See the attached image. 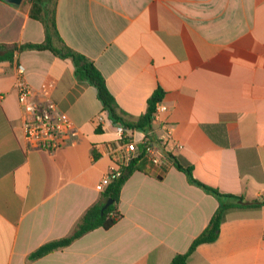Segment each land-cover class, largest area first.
Here are the masks:
<instances>
[{
    "label": "crops",
    "instance_id": "obj_1",
    "mask_svg": "<svg viewBox=\"0 0 264 264\" xmlns=\"http://www.w3.org/2000/svg\"><path fill=\"white\" fill-rule=\"evenodd\" d=\"M28 11L26 0H0V44L43 41ZM55 22L63 42L100 72L124 120L142 115L157 88L164 92L166 110L150 128L129 130L139 150L144 136L158 142L162 125L170 141L160 147L159 165L138 161L119 192L113 226L29 261L42 245L70 235L99 199L95 187L114 168L117 125L69 60L44 50L0 62V264H168L218 206L171 158L222 194L264 196V0H57ZM19 76L38 103L47 88L71 125L55 152L23 138ZM186 264H264V206L229 212L217 239L198 245Z\"/></svg>",
    "mask_w": 264,
    "mask_h": 264
},
{
    "label": "trees",
    "instance_id": "obj_2",
    "mask_svg": "<svg viewBox=\"0 0 264 264\" xmlns=\"http://www.w3.org/2000/svg\"><path fill=\"white\" fill-rule=\"evenodd\" d=\"M26 2L29 4L28 15L31 19L36 20L41 24L44 39L39 44H22L18 46H6L0 44V62L12 61L15 54L22 51L44 50L49 51L57 58L69 60L73 65L75 78L80 81H85L87 84L95 88L97 98L102 104L103 109L107 111L113 124L120 125L132 131L146 132L151 126L156 105L162 101L164 92L160 88H157L147 99L145 111L142 115L132 122L124 120L117 114L114 98L108 91L102 75L96 69L92 61L68 47L61 39L55 22L57 0H26ZM140 150L138 157L133 159L127 166L121 168L119 176L105 188L96 203L85 211L70 235L42 245L30 253L28 260H35L48 253L62 249L75 239L93 229L102 228L107 230L113 226L120 217L117 205L119 202V192L121 187L132 172L138 169V161L144 158L143 148L141 147ZM92 157L93 159H96L97 155L93 153ZM171 160L174 168L182 172L190 184L199 187L205 193L213 196L218 203L217 209L209 219L207 226L192 241L188 250L183 254H176L168 263L186 264L187 258L198 245L212 243L217 239L219 227L229 212L236 210L259 209L264 206V196L253 200H245L242 196L222 194L194 179L191 165L175 158H171ZM107 200H110L111 204L101 212V209Z\"/></svg>",
    "mask_w": 264,
    "mask_h": 264
},
{
    "label": "built area",
    "instance_id": "obj_3",
    "mask_svg": "<svg viewBox=\"0 0 264 264\" xmlns=\"http://www.w3.org/2000/svg\"><path fill=\"white\" fill-rule=\"evenodd\" d=\"M18 72L19 75L22 74L21 68H18ZM14 89L21 109L23 138L27 145L48 153L58 150L61 147L59 137L69 131L71 125L66 118L59 116L56 105L48 99V89L42 88L41 94L44 98L41 103L35 101L31 88L21 76L16 79ZM165 110L166 108L162 104H157L153 119L155 120L158 113ZM102 115V113H99L95 116L97 127H101ZM161 131L159 140L156 143L151 142L147 136H144L141 140V147L144 152L143 157L152 165L161 163L160 147L170 141L169 127L162 125ZM131 133L128 128L117 125L118 146L111 151L114 168L99 180L95 187L97 192H103L119 176L121 168L127 166L133 159L138 157L141 150L137 147V143L132 140Z\"/></svg>",
    "mask_w": 264,
    "mask_h": 264
},
{
    "label": "water",
    "instance_id": "obj_4",
    "mask_svg": "<svg viewBox=\"0 0 264 264\" xmlns=\"http://www.w3.org/2000/svg\"><path fill=\"white\" fill-rule=\"evenodd\" d=\"M2 1H4L10 5H13V6H19L23 0H2ZM110 204H111V201L107 200L106 203L104 204V206L102 207L101 212L103 211V209L108 207Z\"/></svg>",
    "mask_w": 264,
    "mask_h": 264
}]
</instances>
